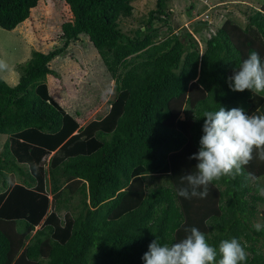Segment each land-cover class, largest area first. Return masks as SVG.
Listing matches in <instances>:
<instances>
[{"label": "trees", "instance_id": "obj_1", "mask_svg": "<svg viewBox=\"0 0 264 264\" xmlns=\"http://www.w3.org/2000/svg\"><path fill=\"white\" fill-rule=\"evenodd\" d=\"M40 1L0 0V27L33 19ZM57 1L66 12L58 44L15 64L17 83L0 76V264H144L153 240L171 245L191 227L217 249L237 238L248 253L242 264H264L255 183L223 177L204 199L177 195L198 163L189 157L204 111L264 114V93L229 87L252 51L264 62V2L247 5L243 20L228 11L207 36V21L191 31L177 24L169 0H150L128 25L141 0ZM81 44L97 51L114 82L107 111L84 124L47 84L61 72L52 61ZM245 171L261 183L264 161Z\"/></svg>", "mask_w": 264, "mask_h": 264}, {"label": "clouds", "instance_id": "obj_2", "mask_svg": "<svg viewBox=\"0 0 264 264\" xmlns=\"http://www.w3.org/2000/svg\"><path fill=\"white\" fill-rule=\"evenodd\" d=\"M8 68L7 62L0 60V72ZM229 80L233 92L264 93V62L259 54L252 51ZM202 117L206 119L200 147L189 157L198 163L194 172L181 176V184L186 186L178 188L177 195L204 199L213 181L243 176L246 182L255 183L257 194L264 197V184L254 173L245 171L254 158L264 161V114L249 115L243 108L226 110L221 106L216 111H204ZM253 227L261 231L264 224L256 223ZM185 231L189 233L186 238L171 245L153 240L142 257L144 264H242L247 259L248 253L237 238L222 240L217 249L198 228Z\"/></svg>", "mask_w": 264, "mask_h": 264}, {"label": "rangeland", "instance_id": "obj_3", "mask_svg": "<svg viewBox=\"0 0 264 264\" xmlns=\"http://www.w3.org/2000/svg\"><path fill=\"white\" fill-rule=\"evenodd\" d=\"M168 2L174 11L173 15L177 17V24L188 26L190 31L192 26L209 22L206 26L209 29L205 30L208 36L209 32L219 27L228 11L243 20V11L250 10L247 5L258 7L264 0H169ZM138 3L136 14H133L130 20L123 19V24H133L134 17L145 15L152 6L150 0H141ZM61 4L57 0H41L33 10V19L26 20L13 30L0 27V60L6 61L9 65L7 71L0 72V76L9 84L17 83L19 73L14 66L27 60L32 49L46 52L52 45L58 44L56 37L61 22L65 19L63 13H66L62 10ZM195 16L197 17L194 18ZM52 64L60 66L61 72L57 76H48L50 94L65 110L74 114L79 123L84 124L107 111V99L113 96L114 82L92 46L84 44L70 46L68 54L65 57L59 56L52 61ZM5 140L6 135L0 134V150ZM260 181L264 184V178Z\"/></svg>", "mask_w": 264, "mask_h": 264}, {"label": "crops", "instance_id": "obj_4", "mask_svg": "<svg viewBox=\"0 0 264 264\" xmlns=\"http://www.w3.org/2000/svg\"><path fill=\"white\" fill-rule=\"evenodd\" d=\"M26 21H24L23 23H25ZM107 101H108V99H107ZM70 113V112H69Z\"/></svg>", "mask_w": 264, "mask_h": 264}]
</instances>
